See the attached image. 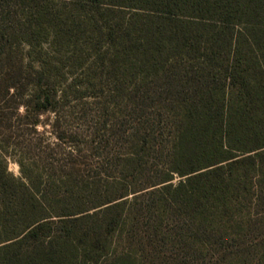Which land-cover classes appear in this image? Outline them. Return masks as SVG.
<instances>
[{"label": "trees", "instance_id": "16d2710c", "mask_svg": "<svg viewBox=\"0 0 264 264\" xmlns=\"http://www.w3.org/2000/svg\"><path fill=\"white\" fill-rule=\"evenodd\" d=\"M0 264H264V0H0Z\"/></svg>", "mask_w": 264, "mask_h": 264}, {"label": "rangeland", "instance_id": "374dc122", "mask_svg": "<svg viewBox=\"0 0 264 264\" xmlns=\"http://www.w3.org/2000/svg\"><path fill=\"white\" fill-rule=\"evenodd\" d=\"M8 165H9V171H11L15 176H20V167L18 163L16 162V159L13 156H8Z\"/></svg>", "mask_w": 264, "mask_h": 264}]
</instances>
